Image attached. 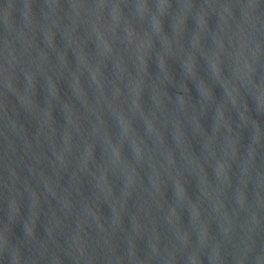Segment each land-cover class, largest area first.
Returning <instances> with one entry per match:
<instances>
[{
	"label": "water",
	"instance_id": "water-1",
	"mask_svg": "<svg viewBox=\"0 0 264 264\" xmlns=\"http://www.w3.org/2000/svg\"><path fill=\"white\" fill-rule=\"evenodd\" d=\"M0 264H264V0H0Z\"/></svg>",
	"mask_w": 264,
	"mask_h": 264
}]
</instances>
